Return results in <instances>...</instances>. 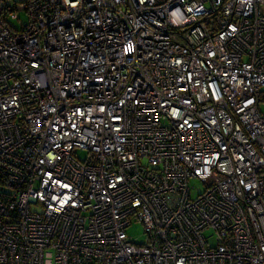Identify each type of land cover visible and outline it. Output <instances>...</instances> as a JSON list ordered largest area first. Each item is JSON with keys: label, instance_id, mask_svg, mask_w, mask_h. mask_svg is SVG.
<instances>
[{"label": "built area", "instance_id": "2783aa9c", "mask_svg": "<svg viewBox=\"0 0 264 264\" xmlns=\"http://www.w3.org/2000/svg\"><path fill=\"white\" fill-rule=\"evenodd\" d=\"M262 7L0 0V264H264Z\"/></svg>", "mask_w": 264, "mask_h": 264}, {"label": "rangeland", "instance_id": "374dc122", "mask_svg": "<svg viewBox=\"0 0 264 264\" xmlns=\"http://www.w3.org/2000/svg\"><path fill=\"white\" fill-rule=\"evenodd\" d=\"M16 13L19 14V17L17 16H12L10 14V21L16 25V26H20L21 22H25L28 19V13L27 10L24 8H17ZM262 11H264V8L262 7ZM9 16V14H8ZM259 108L260 110L264 113V97L263 99L259 100ZM199 183V180H198ZM127 230L128 232L133 236L136 237L138 239H144L145 238V232L143 231V227H142V222L140 220H134L132 223H130L127 226Z\"/></svg>", "mask_w": 264, "mask_h": 264}]
</instances>
